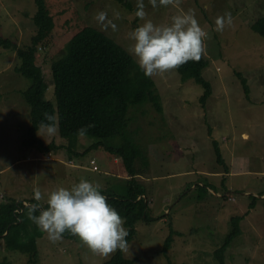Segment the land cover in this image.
<instances>
[{"label": "rangeland", "instance_id": "1", "mask_svg": "<svg viewBox=\"0 0 264 264\" xmlns=\"http://www.w3.org/2000/svg\"><path fill=\"white\" fill-rule=\"evenodd\" d=\"M125 1L133 8L118 0H46L55 28L37 54L48 85L45 99L57 105L51 64L83 26L103 31L128 51V34L143 21L135 15L136 0ZM144 2L146 19L154 23L169 22L178 8L194 10L208 34L210 64L203 76L212 93L202 104L204 87L194 79L182 81L174 69L152 77L162 112L150 102L130 108L129 127L148 156V165L138 161L136 166L152 219L138 222L123 253L136 264H218L215 255L233 227L232 218L242 216L241 233L225 253L226 264H264V37L251 27L264 15V0H179L178 8L155 9ZM36 10L34 0H0V35L21 48L30 46L38 32ZM99 12L115 23V31L97 23ZM226 12L232 24L218 32L215 20ZM19 65L16 50L0 46V204L15 198L27 205L35 201L34 188L47 193L81 178L98 182L105 193L126 186L129 176L120 158L102 147L89 150L96 138L86 135L78 137L71 154L57 121L53 132L49 126L37 131L57 148L45 152L23 145L30 138V106L23 96L30 80L16 70ZM240 75L247 80L248 95ZM217 148L227 169L218 163ZM200 186L208 191L204 194ZM24 224L37 243V264H101L117 251L102 257L76 236L52 244L31 220ZM171 225L179 234L165 252ZM4 261L35 264L31 253L8 250L0 239V263Z\"/></svg>", "mask_w": 264, "mask_h": 264}, {"label": "trees", "instance_id": "2", "mask_svg": "<svg viewBox=\"0 0 264 264\" xmlns=\"http://www.w3.org/2000/svg\"><path fill=\"white\" fill-rule=\"evenodd\" d=\"M34 1L37 10L33 21L38 32L33 37L32 44L21 48L9 38L0 35V46L16 50L20 58V65L16 70L30 80L29 87L23 91L24 99L30 106L31 125L28 130L30 138L24 140L23 145L36 146L38 150L45 152L57 148L59 145L54 142L46 144L37 135L40 127L54 126L57 121L60 135L69 141L71 154L75 151L78 137L86 135L96 138L89 150L102 147L120 158L129 176L127 185L114 190L113 193L103 192V194L124 218L128 231L126 239L129 243L137 233L138 222L152 219L147 211L145 187L138 180L142 172L136 166L138 161L148 165V156L145 146L137 142L134 130L129 127L133 118L130 116V108H137L150 102L157 111H163L155 82L152 77L143 74L134 57L123 46L103 31L85 25L73 35L63 54L52 61L57 105L45 99L48 85L41 67L37 64V54L40 45L53 32L55 19L46 5V0ZM118 1L127 8H133L130 1ZM251 27L264 37V15L255 20ZM206 56L204 53L199 61H189L176 69L182 81L194 79L204 87V93L200 98L202 104L206 103L212 93V84L203 76V69L210 64ZM240 78L248 95L247 80L243 75H240ZM46 116L52 119L48 120ZM216 154L218 163L227 169L219 148L216 149ZM200 188L204 189V194L208 191L206 186ZM32 203L36 201H31L30 204ZM27 205L24 201L15 198L0 204V239L5 240L8 250L31 253L32 261L37 264V243L33 236H29V224H24L25 220H30L26 215ZM25 215L26 219H24ZM241 219L242 216L232 218L233 227L215 255L218 264H226L225 253L241 233ZM174 234L179 232L171 225L170 234L164 243L165 252L171 248ZM64 237L71 239L75 236L66 232ZM2 264L10 263L4 261ZM101 264H136V262L127 258L122 250L117 249L110 259Z\"/></svg>", "mask_w": 264, "mask_h": 264}, {"label": "clouds", "instance_id": "3", "mask_svg": "<svg viewBox=\"0 0 264 264\" xmlns=\"http://www.w3.org/2000/svg\"><path fill=\"white\" fill-rule=\"evenodd\" d=\"M148 3L153 9L178 8L179 0H148ZM135 15L143 22L128 34L132 41L128 52L146 77L165 74L189 61H199L205 53L208 34L198 23L194 10L178 8L169 22L154 23L146 19L144 0H136ZM96 21L105 30L109 27L116 30L115 23L104 12L96 14ZM231 24V14L226 12L216 18L215 30L222 32ZM46 119L52 117L46 116ZM48 131L53 132L54 128L49 127ZM92 160L95 159L90 164L94 165ZM33 193L36 203L27 205L28 218L46 234L50 243L61 241L67 232L102 257L117 249L128 250L125 220L108 202L98 182L81 178L70 187L61 186L47 193L34 188Z\"/></svg>", "mask_w": 264, "mask_h": 264}, {"label": "built area", "instance_id": "4", "mask_svg": "<svg viewBox=\"0 0 264 264\" xmlns=\"http://www.w3.org/2000/svg\"><path fill=\"white\" fill-rule=\"evenodd\" d=\"M92 164H95V160H92ZM98 167H97V165H96V167L94 168V169H97Z\"/></svg>", "mask_w": 264, "mask_h": 264}]
</instances>
